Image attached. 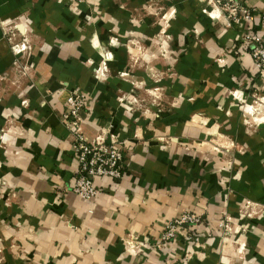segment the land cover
Instances as JSON below:
<instances>
[{
    "label": "crops",
    "instance_id": "obj_1",
    "mask_svg": "<svg viewBox=\"0 0 264 264\" xmlns=\"http://www.w3.org/2000/svg\"><path fill=\"white\" fill-rule=\"evenodd\" d=\"M209 4L0 0V124L16 113L0 264H264V78L239 46L264 0H243L254 19L231 27ZM73 92L84 132L129 148L122 178H96L90 201L73 190ZM186 212L200 222L164 244Z\"/></svg>",
    "mask_w": 264,
    "mask_h": 264
},
{
    "label": "built area",
    "instance_id": "obj_2",
    "mask_svg": "<svg viewBox=\"0 0 264 264\" xmlns=\"http://www.w3.org/2000/svg\"><path fill=\"white\" fill-rule=\"evenodd\" d=\"M81 1V0H79ZM212 18L223 19L227 27L233 24L250 23L254 19L253 9L242 4L243 0H208ZM217 9L216 18L212 12ZM240 47L251 51L254 67L257 73L264 78V14L262 26L254 31L245 28L239 36ZM259 101L260 103H257ZM68 110L64 114L65 125L73 136V150L76 157L77 170L74 176L73 190L82 199L90 201L98 196L101 189L96 185V178L109 177L114 180L122 178L124 160L128 155L126 138H119L108 132H98L88 136L82 127L80 111L86 105L87 99L82 92H73L68 97ZM253 104L262 105L264 101L254 96ZM200 222L197 214L183 213L180 218L173 220L165 226L162 233L164 244L173 242L182 226L187 225L188 230L195 229ZM127 246L137 245V241L126 240Z\"/></svg>",
    "mask_w": 264,
    "mask_h": 264
},
{
    "label": "rangeland",
    "instance_id": "obj_3",
    "mask_svg": "<svg viewBox=\"0 0 264 264\" xmlns=\"http://www.w3.org/2000/svg\"><path fill=\"white\" fill-rule=\"evenodd\" d=\"M148 8L151 9V13L154 16H158L159 17V11L158 8H156L155 5H148ZM211 8V7H210ZM24 46V45H22ZM107 58L110 59L111 56L110 54L107 53ZM136 102V101H135ZM23 104V103H22ZM128 104V103H126ZM129 106V105H126ZM12 116L10 118H7L3 121V123L0 124V151H5L8 149V143L11 142V138H9L7 136L8 133V129L11 130L10 136L15 135L16 131L14 130L15 127V117L13 115H16L15 111L12 110L11 112ZM14 130V132H13Z\"/></svg>",
    "mask_w": 264,
    "mask_h": 264
},
{
    "label": "bare ground",
    "instance_id": "obj_4",
    "mask_svg": "<svg viewBox=\"0 0 264 264\" xmlns=\"http://www.w3.org/2000/svg\"><path fill=\"white\" fill-rule=\"evenodd\" d=\"M212 14L214 15V17L216 18V16L218 15V10L217 9H215L213 12H212Z\"/></svg>",
    "mask_w": 264,
    "mask_h": 264
}]
</instances>
